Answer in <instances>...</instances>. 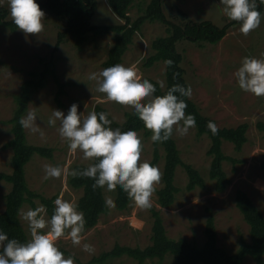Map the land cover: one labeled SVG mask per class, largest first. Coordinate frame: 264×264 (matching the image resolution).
Here are the masks:
<instances>
[{"label": "rangeland", "instance_id": "374dc122", "mask_svg": "<svg viewBox=\"0 0 264 264\" xmlns=\"http://www.w3.org/2000/svg\"><path fill=\"white\" fill-rule=\"evenodd\" d=\"M9 10L8 0H0ZM149 0H135L129 10L132 19L141 15ZM96 11L91 21L93 24H113L125 22L118 16L108 0H96ZM162 8L169 19L181 22L186 18L191 20H211L219 26L229 22L220 0H164ZM44 30L37 35L26 36L18 28L0 24V171H13V148L5 144L13 137L12 123L17 107L16 96L22 91L26 80L43 81V86L32 87L30 90L29 112L36 113V123L44 132L41 138L39 133H32L28 129V142L38 145H47L54 149L53 157L35 153L26 165V177L31 189L46 196H63L65 200L77 202L83 194L82 188H75L69 183V176L60 179H44V165L67 166L71 171L75 163L90 164L82 158V153L70 154L67 142L61 140L58 128L49 126L48 120L53 110H60L67 115L73 103L78 105V112L87 116L95 111L96 105L101 104L108 109L119 122L125 120V114L133 110L115 102L106 100L103 93L96 91L97 82L90 80L92 73H99L104 69L103 62L108 56L109 49L115 40V33L93 35L79 48L71 36L62 41L56 48L58 34L64 29L66 20L48 10H44ZM264 17V11L261 13ZM240 23L234 22L229 26L226 34L216 43L208 41L196 42L182 39L177 42L178 50L183 53L182 66L189 86L192 89L191 98L197 102L202 112L211 116L219 126H236L247 121L250 124L248 140L241 150H237L231 141H224V151L234 160L224 161V168L231 178V183L223 192L214 187V180L210 178L209 169L212 157L207 153L211 145L208 135H198L196 126L191 128L187 135L180 136L175 131L173 137L180 149L183 160L191 163L206 178L205 187H196L193 190L186 188L188 174L184 166L176 171V184L179 191L175 202L164 207L158 202V189L163 186V178L156 186L152 197V207L161 211L167 233L170 237H185L202 245L206 241V221L210 213L214 214L217 228L218 244L230 251H235L240 240L250 239L249 224L236 204V191L239 188L246 190L256 204L264 212V133L256 123L264 121V97H256L244 92L238 86L234 76L241 66L242 58L251 56L264 59V19L261 25L248 36L239 32ZM167 33V25L161 20H147L142 29L137 31L125 52L122 62L124 66L135 64L143 79L158 80L163 86L166 83V64L156 61L147 65L148 57L155 51L153 40ZM53 61V66L64 83L65 92L60 96L62 104L57 100L59 85L54 75L49 73L43 77L46 63ZM138 62V63H137ZM142 139V161H151L154 144L147 130L137 132ZM162 158L157 167L163 175L164 150L161 147ZM12 188L7 180L0 181V213L6 208V196ZM105 196L114 201L115 191L109 192L105 187ZM37 207L44 205L40 198L35 199ZM33 206L26 202L20 212V218L29 237L30 230L27 222L22 219V213ZM141 210L133 202L125 210L110 207L107 213L100 216L98 223L83 233V243L91 244L95 251L89 254L81 246H73L69 238L57 241V247L65 255L72 256L75 264L87 263L93 256L100 255L114 247L116 243L130 246L145 247L151 243L153 233L152 210ZM80 211L79 209H77ZM47 217L50 218L47 213ZM46 231V230H43ZM94 264H137V259L129 255L109 258L104 263ZM145 264H174V257L167 253L164 260L150 258ZM202 264V263H198ZM243 264H255L252 257L245 258Z\"/></svg>", "mask_w": 264, "mask_h": 264}, {"label": "trees", "instance_id": "16d2710c", "mask_svg": "<svg viewBox=\"0 0 264 264\" xmlns=\"http://www.w3.org/2000/svg\"><path fill=\"white\" fill-rule=\"evenodd\" d=\"M135 0H108L113 11L120 16L125 22L113 24H93L91 19L96 11V0H36L40 8L45 9L66 20L63 30L58 34L59 44L72 37L76 45L82 48L84 43L93 35H104L108 32L115 33V40L109 49L108 56L104 60V68L111 67L117 63H121L125 52L130 43L133 41L135 33L142 29L143 24L147 20H161L167 25V33L160 35L153 40L154 52L148 57L146 64L152 65L156 61L172 60V66L166 65V83L161 87L158 80H152L156 87L154 95H164L167 90L174 84H180L187 88L189 83L185 76V70L182 66L184 56L177 48V42L184 38L196 42L208 41L216 43L226 34L231 23L219 26L211 20H191L186 18L181 22L172 21L165 14L162 4L164 0H149L145 11L137 18L132 19L129 10ZM258 11H264V3L257 0ZM9 10L0 2V24L10 26L16 30L17 27L8 19ZM53 61L46 63L43 77L49 73L54 75L58 82L59 90L57 100L62 104L60 96L65 92L64 83L59 80ZM43 86V81L35 79L26 80L23 84L22 91L17 94V107L13 117L10 119L12 123L13 137L5 144L12 147L14 154L12 157L13 171L7 173L0 171V181L7 180L12 183V188L6 196V208L0 213V230L6 233L9 239H17L21 243L27 242L30 237L24 228L20 212L23 205L29 202L33 208L37 207L36 198H40L47 209V213L51 217L54 210V201L58 197L57 194L46 196L29 187L26 177V165L32 159L35 153L43 156L53 157L54 149L47 145H38L28 142L27 132L21 126L20 120L24 117L30 100V90L32 87L39 88ZM179 95V93H176ZM186 104V114L195 117L198 135H208L211 139V145L207 153L212 157L209 175L214 180V187L217 191L223 192L231 183V178L224 168V161L234 160L233 157L227 155L224 151V141L234 143L237 150H241L248 140V130L250 124L247 121L241 122L236 126H219L217 121L209 115L202 112L199 105L191 97H181ZM95 112H105L108 119L112 122L110 127L115 130L119 128L122 132L134 130H147L143 122L134 115V110L125 114L123 122L117 121L106 107L101 104L96 105ZM209 121L214 122L219 131L213 135L207 128ZM257 128L264 133V121L259 120L256 123ZM151 134L149 130H147ZM153 157L150 163L157 166L162 158L161 147L164 150V168H163V186L158 189V202L164 206H171L176 199L179 187L176 184V171L179 166H184L188 174V182L186 188L193 190L200 186L205 187L207 182L200 169L187 163L181 156L180 149L175 138L172 137L162 143H153ZM89 164L75 163L73 169L83 170ZM264 169V162L262 163ZM69 183L75 188H82L83 194L77 202L78 209L84 213L86 224L85 230L94 227L100 216L107 213L110 209L106 205L107 198L105 196V188L93 189L94 180L87 177L69 176ZM116 197L114 199L115 208L125 210L132 202L127 194L118 186L115 190ZM236 204L242 212L245 220L249 224L250 239L242 237L237 250L230 251L218 244L217 228L214 214L210 213L206 221L205 234L206 241L200 245L196 241L189 240L185 237L173 238L167 233L161 211L157 208H151L153 215L151 243L145 247L122 245L116 243L114 247L108 251L102 252L100 255L93 256L87 263L94 264L104 263L109 258L129 255L137 259V264H145L150 258H158L164 260L167 253L174 257V264H243L246 257L250 256L255 264H264V212L256 204L249 193L239 188L236 191Z\"/></svg>", "mask_w": 264, "mask_h": 264}, {"label": "clouds", "instance_id": "9594fccd", "mask_svg": "<svg viewBox=\"0 0 264 264\" xmlns=\"http://www.w3.org/2000/svg\"><path fill=\"white\" fill-rule=\"evenodd\" d=\"M260 2L264 3V0ZM8 3L12 22L26 36H38L44 30L42 21L45 13L36 0H8ZM220 4L229 20L240 23L239 32L244 36L259 28L264 19L257 10V0H220ZM173 63L172 60L165 61L167 66ZM234 76L241 90L258 98L264 97V59L243 57ZM89 79L97 82L96 91L105 94L107 101L132 108L145 129L152 133L153 143L167 141L174 131L185 136L196 126L195 117L186 114L187 104L181 99L191 97L190 86L185 88L174 84L166 94L154 95L155 85L142 78L135 64L126 67L117 63L99 73L90 74ZM57 121L60 122L59 136L67 142L69 153H82V158L92 163L79 171H70L67 166L45 164V180L67 175L87 177L94 180L93 189L106 187L107 191L112 192L119 186L137 208L148 210L152 207V197L162 180V172L149 161H142L143 143L136 131L113 130L105 112L98 114L91 111L87 116H82L75 103L67 115L53 110L48 124L55 126ZM20 124L44 137V132L36 123L35 112L21 118ZM207 128L213 135L219 131L212 121L207 123ZM106 205L115 207L111 199L106 201ZM77 209L74 202L59 196L54 201L50 218L44 205L23 212L22 219L28 224L30 239L21 243L17 239H9L0 230V264H75L72 256L65 258L57 247V241L65 237L71 240L73 246L82 245L83 251L92 254L94 247L89 243L82 244L86 220L84 213Z\"/></svg>", "mask_w": 264, "mask_h": 264}]
</instances>
